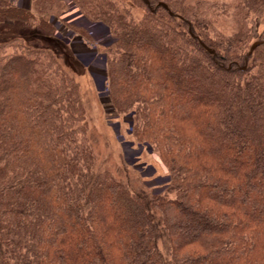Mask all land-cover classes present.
Returning <instances> with one entry per match:
<instances>
[{"label":"trees","instance_id":"16d2710c","mask_svg":"<svg viewBox=\"0 0 264 264\" xmlns=\"http://www.w3.org/2000/svg\"><path fill=\"white\" fill-rule=\"evenodd\" d=\"M35 1L0 0V23L31 30L0 32V264H264V0H238L232 36L207 2L68 0L71 28H105L108 96L162 166L157 194L139 158L99 165L54 37L66 4Z\"/></svg>","mask_w":264,"mask_h":264},{"label":"rangeland","instance_id":"374dc122","mask_svg":"<svg viewBox=\"0 0 264 264\" xmlns=\"http://www.w3.org/2000/svg\"><path fill=\"white\" fill-rule=\"evenodd\" d=\"M197 1L211 3L216 8L215 29L217 31L226 36H232L235 33L237 21L234 18V8L238 0H183L186 4H194ZM61 2L66 4L64 15L60 16L62 12L59 10V14L55 13V17L51 19L56 28L54 37L57 43L68 48L64 58L69 61V72L79 85L87 114V124L97 139L95 150L99 165L101 167L115 166L120 164L121 160L129 163L133 158H139L140 165L130 164V167L136 170L137 177H142L147 189L153 194L159 193L166 181L162 166L147 148H140L136 144L130 146L126 143L127 139H133L129 132L132 117L130 114L117 113L108 96L107 68L103 52L110 39L104 26L96 21H88L82 24L83 34L75 31L71 28L73 26L71 21L77 19L73 15H77L78 12L68 0H61ZM123 2L131 6L138 16L142 14L143 10L131 0H123ZM14 4L31 11L35 9L34 6L36 7L35 0H14ZM258 16L250 20L253 23L249 30L254 39L264 34V10L258 12ZM25 28L18 23H0V32L12 30L25 34L30 33V28L29 30ZM3 36L5 35L0 34V39ZM55 48L57 50L59 47ZM140 161L145 162L141 164Z\"/></svg>","mask_w":264,"mask_h":264},{"label":"water","instance_id":"95a60500","mask_svg":"<svg viewBox=\"0 0 264 264\" xmlns=\"http://www.w3.org/2000/svg\"><path fill=\"white\" fill-rule=\"evenodd\" d=\"M144 4L148 5V0H141ZM159 5L163 8H165L169 14H171V12L169 11L167 5L163 2H160ZM264 41V40H263ZM263 41H254L251 43L249 50H248V54H251V52L257 47L259 46ZM200 46L209 54L214 55V51L212 49H210L209 47H207L203 42L199 41Z\"/></svg>","mask_w":264,"mask_h":264}]
</instances>
